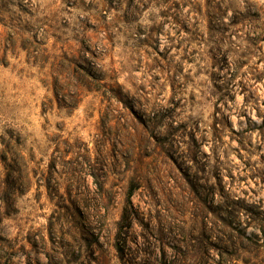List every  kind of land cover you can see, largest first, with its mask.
I'll return each instance as SVG.
<instances>
[{
    "label": "rangeland",
    "instance_id": "374dc122",
    "mask_svg": "<svg viewBox=\"0 0 264 264\" xmlns=\"http://www.w3.org/2000/svg\"><path fill=\"white\" fill-rule=\"evenodd\" d=\"M263 26L264 0H0V181L31 179L3 256L219 264L230 207L263 236Z\"/></svg>",
    "mask_w": 264,
    "mask_h": 264
},
{
    "label": "trees",
    "instance_id": "16d2710c",
    "mask_svg": "<svg viewBox=\"0 0 264 264\" xmlns=\"http://www.w3.org/2000/svg\"><path fill=\"white\" fill-rule=\"evenodd\" d=\"M261 31L262 34L255 37L258 38V40L264 39V26ZM23 165L26 167L27 163L24 162ZM6 166L9 170L7 174V186L4 188L0 181V205L1 203H5L10 206L13 204L17 195L26 192L25 185L29 186L31 184V179L29 177H24L23 181L25 185L18 183L13 176V173L18 172L16 166L11 164ZM10 172L12 174H10ZM237 212L236 209L230 207L228 213H231V218L225 219L219 216L218 219H220V221L215 224L212 223V228L209 229L211 230L212 236L214 234V239L210 233L204 234L203 236L207 238L209 244L217 250L219 264H237L239 260H242L245 263L253 262L254 264H263L264 233H262L263 236H260L257 233L247 235L243 224H241L243 221L241 222ZM253 214L257 218V220L252 221L253 226H256V229L260 231L264 230V226L261 225V222L264 223V218L258 219V214L254 212ZM1 221L2 212L0 210V223ZM163 254L165 255V252H163ZM0 264H12V258L4 257L0 251ZM173 264L175 263L173 262Z\"/></svg>",
    "mask_w": 264,
    "mask_h": 264
},
{
    "label": "bare ground",
    "instance_id": "6f19581e",
    "mask_svg": "<svg viewBox=\"0 0 264 264\" xmlns=\"http://www.w3.org/2000/svg\"><path fill=\"white\" fill-rule=\"evenodd\" d=\"M192 258H190V260H191Z\"/></svg>",
    "mask_w": 264,
    "mask_h": 264
}]
</instances>
